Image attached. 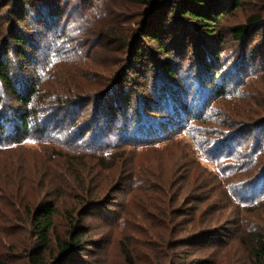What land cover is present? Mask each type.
<instances>
[{
	"label": "rangeland",
	"instance_id": "374dc122",
	"mask_svg": "<svg viewBox=\"0 0 264 264\" xmlns=\"http://www.w3.org/2000/svg\"><path fill=\"white\" fill-rule=\"evenodd\" d=\"M20 5L0 0V57L24 40L0 80V261L33 264L50 202L49 264H254L264 197L239 195L264 189V0L230 5L212 33L170 14L161 44L143 0H59L24 22ZM72 230L80 247L61 253Z\"/></svg>",
	"mask_w": 264,
	"mask_h": 264
},
{
	"label": "trees",
	"instance_id": "16d2710c",
	"mask_svg": "<svg viewBox=\"0 0 264 264\" xmlns=\"http://www.w3.org/2000/svg\"><path fill=\"white\" fill-rule=\"evenodd\" d=\"M43 3L40 0H31V2H29V0H20V6L22 8V17H24V19H21V22H24V20L28 17L29 11L30 9L33 10L32 13H35L37 15H35L37 18V20L40 21L41 19V15L45 14V10L48 7H51V5H54L55 2H58L59 0H53L54 2L50 4V0H42ZM229 4L231 6H233V8H237L241 5V0H228ZM143 2L147 5H149L150 7H154V8H158L157 9V13H161V16H158L157 21L156 22H152L150 23V21L148 22H143V27L145 28L146 26H148V23H150V27H148L149 29L146 30V33H148L147 39L146 40H152L154 42L157 43H162L161 42V38L163 35H168L169 31H168V27L169 28H173L176 27V24H172V23H167L168 22V16L171 15H181V18L185 19L188 18L189 20L195 22L196 24H198V26L202 29L203 32L205 33H212L213 30L211 29V27H213L214 23H217L218 21H220L222 18L225 17V15L228 14V10L229 6L225 5L224 2L222 0H143ZM20 8V10H21ZM54 8L57 9V16L58 13L61 14V11H59V7L55 6ZM156 10V9H155ZM231 10V8L229 9ZM48 12V11H47ZM156 13V14H157ZM48 14V13H47ZM155 14V15H156ZM39 15V16H38ZM177 19V15L175 16ZM174 17V18H175ZM160 18H161V22H160ZM178 21V19H177ZM155 23L159 24V26L161 27V29H157L155 27ZM179 23V22H178ZM154 24V27L151 26ZM261 19L259 17H254L251 18L248 22V24L243 25V26H238L234 28V31L236 33V37L240 40H242L245 35L249 32L250 29H252L255 26L261 25ZM169 36H171L169 34ZM12 42L14 43L15 47H11L10 49H8V51L2 55L0 57V80L3 82H6L8 86L11 85V83L9 82V75L6 73L7 71V66H6V59L7 56L9 55L10 52L14 53L15 52V48L20 46L21 43H24V40H22L18 34H14L13 38H12ZM168 49V47L164 44L162 45V47L159 49V52H166ZM169 54V53H168ZM166 54V55H168ZM22 55L24 56L25 60L27 59V55H24V53L22 52ZM167 73L169 74L170 77L174 78L178 73L173 72L171 69H166ZM174 88V91H180L179 89ZM170 89H168L167 91H169ZM177 95V93H176ZM121 99V103L124 104H128L130 105L128 102L127 98H124V96ZM174 101H179L180 98L176 97H169V100L173 102ZM119 102V100H118ZM25 104H27L26 102H24ZM178 103V102H177ZM182 104V103H181ZM183 106H185V109L183 110V113L186 115L190 112L191 108L186 107L185 104H182ZM192 113V112H191ZM5 117V114H4ZM32 118V116H23L21 119H19V125L23 130V134L24 132H28V124L30 119ZM96 123V122H94ZM2 123L0 121V127H1ZM124 126L126 127L127 124L126 122L124 123ZM83 128V127H81ZM80 128V129H81ZM155 130L154 128H150L148 127L146 130H144V132L142 131H137L136 128L134 130L135 134H139V133H143L146 137L151 135L152 131ZM16 132V131H15ZM99 133V132H98ZM151 133V134H150ZM17 134V133H15ZM20 136V135H18ZM96 137V136H94ZM46 137H42L41 140H43ZM3 139V132L0 133V142ZM7 140H12L11 136H7L6 138ZM237 155V154H236ZM235 155V156H236ZM63 157H68V156H63ZM114 156H112L110 159L112 161V164H117L116 163V158H113ZM39 158H43L42 156H40ZM71 158H80V157H71ZM99 161H103L102 157H99L98 159ZM220 176H224L223 173L221 172ZM251 187V192L250 195L247 196L248 194V188L246 191H244V195L241 197L239 195V201L242 203L245 202H249L251 201L252 203H254V201L251 200L250 197H264V189H262L261 191H256V189H254V186H250ZM87 212H85L86 214L83 216L85 217L87 214L90 215V213L94 210L89 209L88 207H86L85 209ZM89 211V212H88ZM35 224H34V230L36 233V237L39 240L36 247H35V254L36 257L32 260L33 264H49L46 260V256L47 253L50 249V244H51V234H52V230H53V223H54V217L56 215V206L55 204H51L50 202L48 203H44L40 209L37 210V212L35 213ZM77 231L72 230L71 231V237H72V241L75 243H64L59 245V249L61 250V253L66 254L68 251L70 252V250H78L80 245L79 242L76 240L79 236H77ZM256 242L254 245V248L252 249V256L254 259V264H264V234L262 235H257L255 238ZM72 248V249H71ZM52 259L54 260L53 264H66V261L64 260V256H60V257H54L52 256ZM0 264H8L4 261H0Z\"/></svg>",
	"mask_w": 264,
	"mask_h": 264
},
{
	"label": "water",
	"instance_id": "95a60500",
	"mask_svg": "<svg viewBox=\"0 0 264 264\" xmlns=\"http://www.w3.org/2000/svg\"><path fill=\"white\" fill-rule=\"evenodd\" d=\"M139 126H141V128H142V127H145L146 125L144 123H141V124H139ZM137 131H139V130H137Z\"/></svg>",
	"mask_w": 264,
	"mask_h": 264
}]
</instances>
